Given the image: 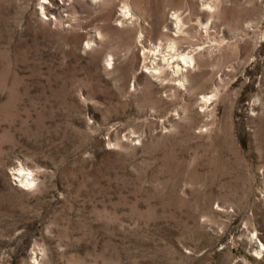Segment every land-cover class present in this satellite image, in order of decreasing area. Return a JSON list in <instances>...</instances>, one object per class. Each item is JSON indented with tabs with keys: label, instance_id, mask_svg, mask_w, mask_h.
<instances>
[{
	"label": "rangeland",
	"instance_id": "374dc122",
	"mask_svg": "<svg viewBox=\"0 0 264 264\" xmlns=\"http://www.w3.org/2000/svg\"><path fill=\"white\" fill-rule=\"evenodd\" d=\"M0 264H264V0H0Z\"/></svg>",
	"mask_w": 264,
	"mask_h": 264
},
{
	"label": "bare ground",
	"instance_id": "6f19581e",
	"mask_svg": "<svg viewBox=\"0 0 264 264\" xmlns=\"http://www.w3.org/2000/svg\"><path fill=\"white\" fill-rule=\"evenodd\" d=\"M46 2V1H45ZM21 171V170H20Z\"/></svg>",
	"mask_w": 264,
	"mask_h": 264
}]
</instances>
